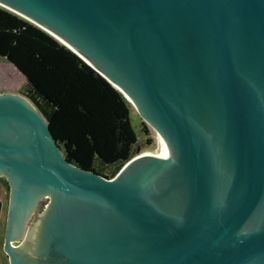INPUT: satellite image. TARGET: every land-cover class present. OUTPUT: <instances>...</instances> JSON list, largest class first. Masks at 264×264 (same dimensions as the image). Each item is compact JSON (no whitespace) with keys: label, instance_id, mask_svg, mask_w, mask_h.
I'll list each match as a JSON object with an SVG mask.
<instances>
[{"label":"water","instance_id":"95a60500","mask_svg":"<svg viewBox=\"0 0 264 264\" xmlns=\"http://www.w3.org/2000/svg\"><path fill=\"white\" fill-rule=\"evenodd\" d=\"M0 5L134 104L158 150L100 176L65 160L24 96L0 93L8 264H264V0Z\"/></svg>","mask_w":264,"mask_h":264},{"label":"trees","instance_id":"16d2710c","mask_svg":"<svg viewBox=\"0 0 264 264\" xmlns=\"http://www.w3.org/2000/svg\"><path fill=\"white\" fill-rule=\"evenodd\" d=\"M8 15L0 18V56L24 77L18 93L44 119L67 162L112 177L139 151L129 119L131 105L70 49ZM140 127L150 143L148 129L142 122Z\"/></svg>","mask_w":264,"mask_h":264},{"label":"rangeland","instance_id":"374dc122","mask_svg":"<svg viewBox=\"0 0 264 264\" xmlns=\"http://www.w3.org/2000/svg\"><path fill=\"white\" fill-rule=\"evenodd\" d=\"M0 18L6 19L9 17L8 14H13L17 18H20V20L25 21L29 25L40 29L37 27L35 24L32 22L28 21L27 19L21 17L20 15L10 11L9 9L3 7L0 5ZM3 10V11H2ZM42 30V29H40ZM44 31V30H42ZM45 32V31H44ZM24 83V77L13 67V65L7 61L4 57L0 56V93H10L13 95H17L20 97H23L21 94L18 93L19 88ZM129 119L131 126L133 127L134 131L137 134V144L139 146V151L138 152H143V151H155L157 149V143L154 135V130L149 129L144 123L145 127L148 129V136L151 139L150 143H145L144 141V136L142 135L141 132V127H140V122H142L141 117L139 116L138 112L134 109L133 106H131L130 114H129ZM2 185L0 183V199H2ZM1 219H2V211L0 214V246L2 243V238H3V229H1ZM0 264H8V260L5 256L4 252L0 251Z\"/></svg>","mask_w":264,"mask_h":264},{"label":"flooded vegetation","instance_id":"af4514ba","mask_svg":"<svg viewBox=\"0 0 264 264\" xmlns=\"http://www.w3.org/2000/svg\"><path fill=\"white\" fill-rule=\"evenodd\" d=\"M0 183L2 185V194H3V197H4V200H5V203H4V212H3V217L1 219V229H3L2 231L4 232V226H5V215H6V206H7V199H8V191H9V186H8V183L7 181L5 180V178L3 176H0ZM3 178V179H2ZM36 217L32 212L31 214L29 215V217L27 218L26 222H25V229H26V226H27V223H32L36 220ZM24 229V231H25ZM19 242V241H18ZM0 251H2V247L0 246ZM6 256V255H5ZM7 258V257H6Z\"/></svg>","mask_w":264,"mask_h":264},{"label":"bare ground","instance_id":"6f19581e","mask_svg":"<svg viewBox=\"0 0 264 264\" xmlns=\"http://www.w3.org/2000/svg\"><path fill=\"white\" fill-rule=\"evenodd\" d=\"M2 6V5H1ZM4 7V6H3ZM6 8V7H5ZM8 9V8H7ZM10 10V9H9ZM10 11H12V10H10ZM12 12H14V11H12ZM16 13V12H15ZM16 14H18V13H16ZM18 15H20V14H18ZM20 16H22V15H20ZM23 18H25L24 16H22ZM25 19H27V18H25ZM28 20V19H27ZM28 21H30V20H28ZM31 22V21H30ZM33 23V22H32ZM34 24V23H33ZM36 25V24H35ZM37 26V25H36ZM39 27V26H38ZM40 28V27H39ZM42 29V28H41ZM43 30V29H42ZM45 31V30H44ZM46 32V31H45ZM48 33V32H47ZM49 34V33H48ZM51 35V34H50ZM55 38V37H54ZM58 40V39H57ZM110 79V78H109ZM111 80V79H110ZM112 81V80H111ZM112 83L115 85V83L112 81ZM116 86V85H115ZM10 94V93H9ZM15 96H17V95H15ZM18 98H20V99H22L24 102H26L29 106H30V104L28 103V101L24 98V97H20V96H17ZM133 106H134V104H133ZM157 155H158V150L156 149L155 151H154V155L153 156H156L157 157Z\"/></svg>","mask_w":264,"mask_h":264},{"label":"crops","instance_id":"0c3cea01","mask_svg":"<svg viewBox=\"0 0 264 264\" xmlns=\"http://www.w3.org/2000/svg\"><path fill=\"white\" fill-rule=\"evenodd\" d=\"M2 195H3V194H2ZM0 201H1V205H0V214H1V211H2V217H3L4 203H5L4 197H2V199H0Z\"/></svg>","mask_w":264,"mask_h":264}]
</instances>
